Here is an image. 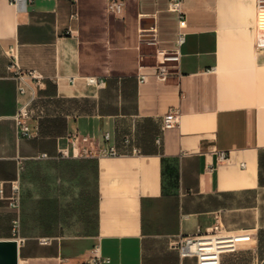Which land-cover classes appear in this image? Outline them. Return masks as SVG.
I'll return each mask as SVG.
<instances>
[{"label":"crops","instance_id":"0c3cea01","mask_svg":"<svg viewBox=\"0 0 264 264\" xmlns=\"http://www.w3.org/2000/svg\"><path fill=\"white\" fill-rule=\"evenodd\" d=\"M122 1L113 13L108 0H0V240L18 241V264H89L96 247L109 258L103 264H196L171 240L220 225L252 235L220 264H264V7L183 0L179 74L159 81L156 47L141 32L173 50L177 14L169 0ZM11 55L43 76L23 98L7 69ZM32 97L29 125L39 135L20 137L14 117ZM170 111L178 124L163 130ZM106 131L121 155L36 158L54 157L57 138L70 132L100 141ZM45 167L57 181L92 175L94 234L42 245L43 236L13 232L21 207L8 205L11 182L19 179L22 191Z\"/></svg>","mask_w":264,"mask_h":264},{"label":"built area","instance_id":"2783aa9c","mask_svg":"<svg viewBox=\"0 0 264 264\" xmlns=\"http://www.w3.org/2000/svg\"><path fill=\"white\" fill-rule=\"evenodd\" d=\"M183 0H169V10L176 13L179 20V32L175 41L173 50H164L157 48V41L154 37H144L141 32V41L148 45L155 46L154 53L156 63L153 66V76L159 81H166L171 76L179 74V63L181 59L180 49L185 41V35L182 29L185 26V17L181 5ZM19 6L22 0H14ZM123 6L122 0H108V10L113 13H119ZM258 7H264V0H258ZM7 69L11 78L16 82L17 93L20 98L25 97L29 91L33 90L43 82V76L36 69L23 68L18 59L11 55L8 59ZM146 66L141 65V69ZM148 78L146 74L139 75V81L145 82ZM87 84L102 88L105 81L97 77H88ZM34 97V96H33ZM31 99H24L20 102L17 113L14 117L17 134L20 137L33 138L39 135V128L32 130L29 125L31 119L30 105ZM178 112L170 111L163 117V130L175 127L178 124ZM111 133L106 131L101 135L100 141L90 135H82L79 132H70L64 137L57 138V153L51 157L48 153H41L36 158L39 160L48 159H99L102 157H112L121 155L119 149L114 143H111ZM159 138L157 142L159 143ZM124 143H128V139H124ZM133 152H137L133 149ZM227 159L224 152L218 155V161L223 162ZM11 193L6 200L11 209L19 211L21 207V186L19 179L11 182ZM20 221L16 219L13 225V232L18 234L20 230ZM252 235L247 232L227 233L222 230L220 225H215L210 231L202 232L200 230L193 234L179 236L175 240H171L170 245L178 251L181 259H195L196 264H220L221 256L227 253H235L243 243L250 242ZM52 239L41 238L39 242L42 245L50 244ZM96 247L92 250L89 258V264L108 263L109 258H103L98 253Z\"/></svg>","mask_w":264,"mask_h":264},{"label":"rangeland","instance_id":"374dc122","mask_svg":"<svg viewBox=\"0 0 264 264\" xmlns=\"http://www.w3.org/2000/svg\"><path fill=\"white\" fill-rule=\"evenodd\" d=\"M44 169L43 176L36 181L29 176L22 187L19 236L62 239L94 234L95 183L92 175L63 182L56 180L52 168Z\"/></svg>","mask_w":264,"mask_h":264},{"label":"water","instance_id":"95a60500","mask_svg":"<svg viewBox=\"0 0 264 264\" xmlns=\"http://www.w3.org/2000/svg\"><path fill=\"white\" fill-rule=\"evenodd\" d=\"M0 264H18V241L0 240Z\"/></svg>","mask_w":264,"mask_h":264}]
</instances>
